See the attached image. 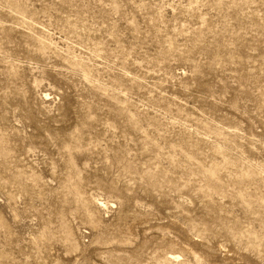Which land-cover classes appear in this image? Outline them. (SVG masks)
<instances>
[{
	"label": "rangeland",
	"instance_id": "obj_1",
	"mask_svg": "<svg viewBox=\"0 0 264 264\" xmlns=\"http://www.w3.org/2000/svg\"><path fill=\"white\" fill-rule=\"evenodd\" d=\"M0 264H264V0H0Z\"/></svg>",
	"mask_w": 264,
	"mask_h": 264
}]
</instances>
